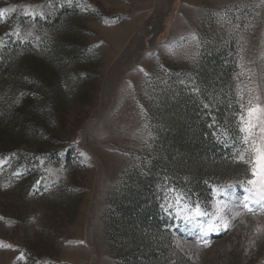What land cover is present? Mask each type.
<instances>
[{"label": "rangeland", "instance_id": "rangeland-1", "mask_svg": "<svg viewBox=\"0 0 264 264\" xmlns=\"http://www.w3.org/2000/svg\"><path fill=\"white\" fill-rule=\"evenodd\" d=\"M7 8L0 264H264V0ZM192 106L222 167L187 154Z\"/></svg>", "mask_w": 264, "mask_h": 264}, {"label": "trees", "instance_id": "trees-1", "mask_svg": "<svg viewBox=\"0 0 264 264\" xmlns=\"http://www.w3.org/2000/svg\"><path fill=\"white\" fill-rule=\"evenodd\" d=\"M191 120L187 127V134L189 132V142H187L188 148H187V154L189 156L194 157V159L201 165L206 164L205 162H213V159H220L221 162L220 166L223 165L224 159L222 156L217 155L211 148L209 144H207V140L203 137L204 133L207 131L205 128L204 122L201 120L202 116L199 115L198 108L192 106L191 107ZM201 113V112H200ZM194 144L197 147L190 146ZM222 167V166H221ZM199 170V169H198ZM218 173H221V171H216L213 169H209L207 176L209 178L216 176ZM201 179V177L196 174V176L193 177V181L198 182Z\"/></svg>", "mask_w": 264, "mask_h": 264}, {"label": "snow or ice", "instance_id": "snow-or-ice-1", "mask_svg": "<svg viewBox=\"0 0 264 264\" xmlns=\"http://www.w3.org/2000/svg\"><path fill=\"white\" fill-rule=\"evenodd\" d=\"M68 3L71 4L72 0H68ZM13 11H15L14 8L0 9V17H2L5 12H13ZM32 15H35V13H32ZM40 15H43V14L41 13ZM16 35L19 36V32H17ZM31 35H32L31 32H29L27 34V36L24 37V39H27ZM37 39H39V38H37ZM255 111H256V109H254L252 107H249V109H248L250 116ZM252 127L253 126L249 123L245 128H243L241 130L242 131H248L251 134ZM261 132L264 133V129H261ZM247 139H248V137L246 136L245 142H247ZM262 140H264V136H262ZM254 151H256L258 153L259 170L254 169L253 175H259L260 179L258 181L257 180H250L248 183L253 185L254 188H256V195L259 196V198H260L259 201H257L259 203L261 201H264V144H262L260 147L254 146ZM81 155L83 156L85 154L81 153ZM249 191H252V189H249ZM244 207H248V205L245 204ZM166 211H167V209H166ZM249 211H251V209H249ZM195 215H197V216L206 215V213H202L199 209V206H197V208L195 209ZM224 227L227 228V224H225ZM213 230L220 231L221 229L219 228L218 225H216V226L210 225L207 229V231H213ZM203 242L207 246L208 242L206 240ZM21 258H23V254H21Z\"/></svg>", "mask_w": 264, "mask_h": 264}]
</instances>
